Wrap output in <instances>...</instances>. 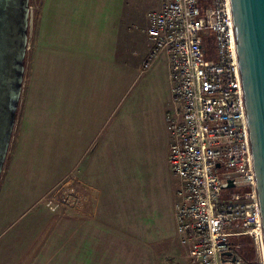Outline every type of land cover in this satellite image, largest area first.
I'll list each match as a JSON object with an SVG mask.
<instances>
[{
  "label": "crops",
  "instance_id": "crops-1",
  "mask_svg": "<svg viewBox=\"0 0 264 264\" xmlns=\"http://www.w3.org/2000/svg\"><path fill=\"white\" fill-rule=\"evenodd\" d=\"M159 5L50 0V98L33 99L19 127L17 116L0 178V264L42 261L44 248L65 264L66 247L86 257L88 247L104 246V231L134 240L137 229L143 240L181 246L178 182L164 180L160 192L148 184L152 165L171 171L167 54L143 70L147 13ZM60 183L73 188L62 206L48 197ZM60 218L64 237L57 240Z\"/></svg>",
  "mask_w": 264,
  "mask_h": 264
},
{
  "label": "built area",
  "instance_id": "built-area-1",
  "mask_svg": "<svg viewBox=\"0 0 264 264\" xmlns=\"http://www.w3.org/2000/svg\"><path fill=\"white\" fill-rule=\"evenodd\" d=\"M143 70L168 56L174 217L192 264H264L230 0H160Z\"/></svg>",
  "mask_w": 264,
  "mask_h": 264
},
{
  "label": "water",
  "instance_id": "water-1",
  "mask_svg": "<svg viewBox=\"0 0 264 264\" xmlns=\"http://www.w3.org/2000/svg\"><path fill=\"white\" fill-rule=\"evenodd\" d=\"M264 233V0H230ZM30 0H0V178L23 92Z\"/></svg>",
  "mask_w": 264,
  "mask_h": 264
},
{
  "label": "rangeland",
  "instance_id": "rangeland-1",
  "mask_svg": "<svg viewBox=\"0 0 264 264\" xmlns=\"http://www.w3.org/2000/svg\"><path fill=\"white\" fill-rule=\"evenodd\" d=\"M30 13L22 103L20 102L22 106H20L21 109L18 113L20 120L18 127L21 126L23 116L33 99L50 98V0H30ZM170 174L169 170L160 164L152 165L151 178L148 182L153 189L152 191H163V181L168 182L169 178L173 183L178 182L171 171ZM70 194H73V188H66L63 183H60L48 197L62 206ZM61 227L60 218L55 226L54 238L57 240L64 237ZM98 234L105 242L103 247H88L86 257L79 252L78 247H66L67 263L65 264H192L187 257L186 249L182 245L180 246L175 239L161 241H146L144 239V241L141 232L137 229L134 231V240L132 234L125 235L122 231L116 232L114 238L110 232L104 231ZM57 240L55 255L60 261L62 259L60 254L62 255L63 251L60 253L57 251L63 248L58 246ZM107 243L111 245H105ZM131 243L132 245H130ZM61 262H52L50 249L46 251L44 248L42 261H36L32 264H63Z\"/></svg>",
  "mask_w": 264,
  "mask_h": 264
}]
</instances>
